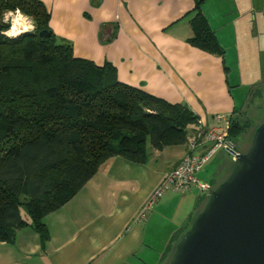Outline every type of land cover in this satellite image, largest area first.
Instances as JSON below:
<instances>
[{"label": "crops", "instance_id": "0c3cea01", "mask_svg": "<svg viewBox=\"0 0 264 264\" xmlns=\"http://www.w3.org/2000/svg\"><path fill=\"white\" fill-rule=\"evenodd\" d=\"M40 1L50 14L51 30L72 44L76 57L113 64L119 81L187 105L200 125L211 126L217 114H238L226 45L232 37L238 42L237 25L247 17L252 16L255 27L261 13L264 28V1L259 5L260 0H244L243 8V0H232L230 8V0H202L201 10L225 49L223 56L189 42L190 20L200 0ZM209 4H215L210 12ZM251 22L245 21L241 32ZM257 33L253 29L254 37ZM208 146L198 154L203 155ZM147 153L145 163L122 156L105 161L70 201L44 217L49 232L44 243L30 226L15 229L14 242L0 241V264H165L169 245L207 195L194 186L184 193L171 189L143 220L134 222L155 186L181 162L187 146L185 142L156 149L148 141ZM217 154L197 173L200 180L218 181L224 163L216 164Z\"/></svg>", "mask_w": 264, "mask_h": 264}, {"label": "trees", "instance_id": "16d2710c", "mask_svg": "<svg viewBox=\"0 0 264 264\" xmlns=\"http://www.w3.org/2000/svg\"><path fill=\"white\" fill-rule=\"evenodd\" d=\"M201 2L189 42L223 56ZM16 8L32 18L35 33L0 36V241L14 242L15 229L30 226L44 243V217L70 201L105 161L122 156L145 163L148 141L156 149L185 143L199 117L185 104L119 81L111 63L76 57L72 44L51 30L40 0H0V30L11 26L4 13ZM44 29L49 37L39 35ZM237 115L229 132L236 147L245 131ZM206 200L169 245L166 264Z\"/></svg>", "mask_w": 264, "mask_h": 264}, {"label": "water", "instance_id": "95a60500", "mask_svg": "<svg viewBox=\"0 0 264 264\" xmlns=\"http://www.w3.org/2000/svg\"><path fill=\"white\" fill-rule=\"evenodd\" d=\"M39 35L49 37L51 31ZM233 162L167 264H264V119Z\"/></svg>", "mask_w": 264, "mask_h": 264}, {"label": "rangeland", "instance_id": "374dc122", "mask_svg": "<svg viewBox=\"0 0 264 264\" xmlns=\"http://www.w3.org/2000/svg\"><path fill=\"white\" fill-rule=\"evenodd\" d=\"M263 1L264 0H260L259 5ZM215 2L216 0L210 1V3ZM214 5L215 4L208 5L209 12ZM228 5L230 8H233L234 2L230 0ZM245 5L244 1L243 8ZM259 5H257V9ZM260 15L261 13L257 15L255 27L251 22L252 16L250 19L247 17L240 27L238 23V42L232 37L231 43L226 45L227 50L225 57L227 66L229 67L227 71L230 74L231 86H233V92L239 109L237 116L239 122L245 127V131H243L237 138L238 140H236L237 148L240 149V152H245L249 148L254 129L264 119V28L260 26ZM245 21L251 22L250 28L244 29L245 32H241V27ZM253 29L258 32L256 37L253 36ZM236 81L239 82L238 86L235 84ZM256 84H262V86H258L257 90L252 94L250 90L252 87L256 86ZM217 153L218 157L216 164L223 162L224 165L216 176L215 180L218 181L213 183L214 186L219 183V180H224L227 177L231 169L230 167H232L230 155H228L225 150L221 149ZM223 154L224 156H221ZM226 160H229V162L226 163ZM216 164H214V167ZM209 195H207L206 198H208ZM203 202L204 201L200 202V205H202Z\"/></svg>", "mask_w": 264, "mask_h": 264}, {"label": "built area", "instance_id": "2783aa9c", "mask_svg": "<svg viewBox=\"0 0 264 264\" xmlns=\"http://www.w3.org/2000/svg\"><path fill=\"white\" fill-rule=\"evenodd\" d=\"M14 12V11H13ZM28 17V16H26ZM32 21V20H31ZM231 116L228 114H217L211 126L199 125L186 137L187 153L174 169L164 175L161 181L150 193L146 201L138 210L134 222L143 220L153 208L154 204L169 190L184 193L191 187H196L200 193L209 195L214 185L200 180L197 173L223 149L227 151L232 159L240 153L232 140L229 139L231 127ZM204 145H209L203 155L198 151ZM86 264H96L89 261Z\"/></svg>", "mask_w": 264, "mask_h": 264}, {"label": "clouds", "instance_id": "9594fccd", "mask_svg": "<svg viewBox=\"0 0 264 264\" xmlns=\"http://www.w3.org/2000/svg\"><path fill=\"white\" fill-rule=\"evenodd\" d=\"M3 22L11 23L9 28L0 30V36L9 40L19 38L25 33H35V23L29 17L24 16L19 8H16L14 12L12 10L6 11Z\"/></svg>", "mask_w": 264, "mask_h": 264}, {"label": "flooded vegetation", "instance_id": "af4514ba", "mask_svg": "<svg viewBox=\"0 0 264 264\" xmlns=\"http://www.w3.org/2000/svg\"><path fill=\"white\" fill-rule=\"evenodd\" d=\"M255 90V89H254Z\"/></svg>", "mask_w": 264, "mask_h": 264}]
</instances>
